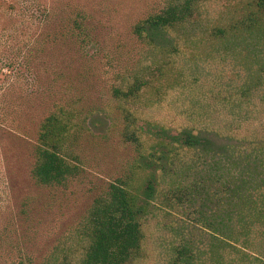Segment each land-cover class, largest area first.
Wrapping results in <instances>:
<instances>
[{"label": "rangeland", "instance_id": "1", "mask_svg": "<svg viewBox=\"0 0 264 264\" xmlns=\"http://www.w3.org/2000/svg\"><path fill=\"white\" fill-rule=\"evenodd\" d=\"M184 2L0 0V264L79 262L94 201L120 180L145 191L143 156L163 130L231 123L264 139V11L255 0H196L167 35L136 30ZM136 80L147 85L127 99ZM58 104L73 118L64 154L80 170L43 186L32 175L38 129ZM154 202L136 264H187L180 252L190 245L214 264V239L194 214L162 194Z\"/></svg>", "mask_w": 264, "mask_h": 264}, {"label": "trees", "instance_id": "2", "mask_svg": "<svg viewBox=\"0 0 264 264\" xmlns=\"http://www.w3.org/2000/svg\"><path fill=\"white\" fill-rule=\"evenodd\" d=\"M195 1L170 4L136 30L154 37L167 35L187 20ZM255 1L264 11V0ZM146 85L136 80L121 94L133 98ZM72 119L67 107L58 104L41 122L32 170L38 184L59 186L78 175L80 166L64 154ZM229 127L233 129L231 123ZM231 129H184L177 134L163 130V143L148 157L143 156L142 163L148 162L152 168L145 191L137 193L127 180H120L94 201L83 232L88 246L75 264H136L145 239L144 222L156 208L154 201L160 194L172 206L189 209L194 214L191 221L200 223L214 239V264H234L232 256L239 262L262 264L264 139L241 136ZM163 183H168L164 191ZM193 248L190 245L180 252L189 257L187 264H204L202 256L194 258Z\"/></svg>", "mask_w": 264, "mask_h": 264}]
</instances>
